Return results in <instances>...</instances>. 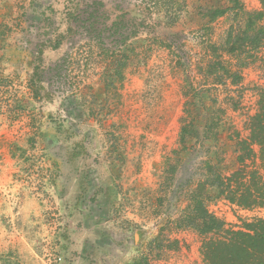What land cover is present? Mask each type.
Instances as JSON below:
<instances>
[{"label": "rangeland", "instance_id": "1", "mask_svg": "<svg viewBox=\"0 0 264 264\" xmlns=\"http://www.w3.org/2000/svg\"><path fill=\"white\" fill-rule=\"evenodd\" d=\"M183 2L0 0V264H204L193 198L229 228L264 217L213 186L264 87V41H241L260 1L168 24Z\"/></svg>", "mask_w": 264, "mask_h": 264}, {"label": "trees", "instance_id": "2", "mask_svg": "<svg viewBox=\"0 0 264 264\" xmlns=\"http://www.w3.org/2000/svg\"><path fill=\"white\" fill-rule=\"evenodd\" d=\"M183 1L184 4L178 6L179 10L165 14L168 24L178 21V13L185 5V0ZM259 1L261 10L250 15L246 31L243 33L245 38L241 40L253 46L260 45L264 41V29H257L256 26L257 22L264 18V0ZM114 25L116 27L118 23L112 24L110 31L115 35L117 28L114 29ZM59 46L60 43L57 42L50 47L55 50ZM229 49L230 52L233 50V48ZM119 53L122 58L115 59L110 56L112 78L122 77L120 71L129 59L126 58L125 52L119 51ZM111 54L116 55V53ZM213 65L209 64V68ZM226 73L233 84H238L241 80L238 72ZM247 126L248 138L240 139L235 143L237 167L227 176L217 174L213 186L218 196L232 205L248 210L253 208L264 210V178L251 166L256 160L264 166V87L258 89L255 113L250 117ZM181 134V141L185 135H189L186 127L182 128ZM191 201L190 212L184 217V224L185 227L196 231L203 239L200 254L204 264H264V217L244 222L237 229L229 228L223 221L208 213L202 200L195 197ZM145 261L142 259L134 264H147Z\"/></svg>", "mask_w": 264, "mask_h": 264}]
</instances>
